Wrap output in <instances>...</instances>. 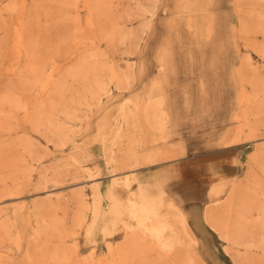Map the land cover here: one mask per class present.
Here are the masks:
<instances>
[{
	"label": "bare ground",
	"instance_id": "bare-ground-1",
	"mask_svg": "<svg viewBox=\"0 0 264 264\" xmlns=\"http://www.w3.org/2000/svg\"><path fill=\"white\" fill-rule=\"evenodd\" d=\"M50 2L54 5L57 19L62 25L71 22L75 26L73 43L83 45L86 38H91L93 27L98 20L109 18L111 9L106 0H10L4 9L12 18L16 17L14 36L11 47L7 49L0 42V181L4 182L2 172L10 170L16 179L20 170L21 149L23 145L22 126L37 120L43 121L52 133L59 138V145L68 146L74 139V129L59 120L54 97L64 98L70 92L69 79L74 81L81 94L72 101L68 109L63 111L65 120L79 121L80 131L90 132L91 115L80 117L82 108L89 112L101 108L105 100L113 98L114 90H132L139 82V74L135 72V65H130L127 72L120 74L115 70V64L107 52L89 50L83 54L78 64L63 68L59 60L64 56L66 44L70 41L49 43L37 39L33 40L27 34L26 25L37 23L35 15L40 4ZM178 5L172 9L167 27L173 34L179 27L184 26V33L189 34L191 44L182 48L197 51L201 58V66L206 76L218 74V60L213 56L224 50V44L217 39L216 0H172ZM40 2V4H39ZM164 0H152L149 7L140 9L144 23L142 34L136 40L135 46L145 42V36L152 31L155 18L163 9ZM264 2V0H259ZM88 12L83 19L80 10ZM76 13L74 16L72 13ZM259 25L264 31V13L258 11ZM28 21L24 23V16ZM95 19L97 20L96 22ZM26 24V25H25ZM116 27V25H115ZM114 27V34L119 35L121 41L129 36L121 29ZM6 29V23L0 18V30ZM110 31V30H109ZM114 34L112 38H114ZM109 38L112 42L113 39ZM44 44L39 48V45ZM220 43V44H219ZM214 47L211 57L207 53ZM175 46L173 42L165 45L157 52V78L150 82L149 89L144 95L128 96L116 109L112 122L107 123L101 133L91 138L88 143H100L108 148V164L113 175L111 183L102 185L94 181L86 190L81 186L76 190L77 208L73 216L72 227L67 226L68 215L59 217L62 209L60 202L39 205L32 211L36 219L33 255L28 256L29 264H129L136 249L142 251L158 248L160 253L178 254V247L187 246L191 260L195 264H207L204 258L197 254L198 239L189 222L188 214L178 205L171 194L168 183L171 172L140 174L136 169L147 165L159 164L169 160L179 159L187 154V149L176 135L174 96L170 90H179L181 86L180 68L175 60ZM27 59L26 81L22 79L21 62ZM108 73V77H104ZM206 79V78H203ZM202 79L203 96L207 94V82ZM23 84L30 89H24ZM185 108L190 111L196 107L193 95L183 97ZM241 113L235 120L241 118ZM87 121V122H86ZM86 122V123H84ZM155 131L151 144L147 142V134ZM129 144L127 153L122 158L118 156L121 144ZM85 143L88 148L89 144ZM234 142L226 143L231 145ZM70 160L83 173L88 181L99 178L100 173L86 169L78 155ZM255 161H264V154L257 155ZM82 179L78 178L75 183ZM234 177H220L210 191V208L206 219L213 230L227 243L225 251L229 253L235 249L236 256H232L235 264H261L264 260L252 256V249L258 247L259 240L253 238L251 225L264 237V209H257L258 218L252 220L247 217L253 215L254 208L236 207L239 198L240 181ZM50 187H54L53 185ZM47 187V188H50ZM165 211V213L163 212ZM16 213V212H15ZM129 217L137 222V229L126 223L118 226L119 220ZM170 221V223H169ZM88 229L90 237H99L106 241L108 254L103 258L96 256L99 247L92 242V252L85 258L74 261L79 254L80 234ZM141 231L138 233L137 231ZM1 236L13 240L17 246L21 245V234L17 231L12 218L0 222ZM123 233V241L113 245L110 241ZM167 233H171L169 240H164ZM237 233V234H236ZM73 241L72 246L68 245ZM56 242V244H53ZM262 240L261 243L262 244ZM243 248L245 251H240ZM138 252V251H137ZM145 252V251H144ZM5 254L0 250V264L4 262ZM106 261V262H105Z\"/></svg>",
	"mask_w": 264,
	"mask_h": 264
},
{
	"label": "rangeland",
	"instance_id": "rangeland-1",
	"mask_svg": "<svg viewBox=\"0 0 264 264\" xmlns=\"http://www.w3.org/2000/svg\"><path fill=\"white\" fill-rule=\"evenodd\" d=\"M10 0H0V18L6 23V29L0 30V42L5 47L10 48L14 36V25L16 17H11L4 12ZM152 0H106L111 12L109 18L103 21L95 19L96 25L91 31V38H86L83 45L73 43L75 36V26L69 22L62 25L57 19V13L52 3L45 2L37 8L35 19L36 24L26 25L27 34H31L34 41L49 43L68 42L65 46L63 57L59 60L63 72L78 64L80 58L89 50H99L107 52L111 56L115 70L123 74L128 71L130 65H135V72L139 74L138 85L132 90H114L113 98L106 99L101 108L89 112L86 107L82 108L80 117L86 114L91 115L89 122L90 132L85 134L80 131L79 121H67L63 116V111L68 109L80 96L81 88L69 79L70 92L64 98L54 97L56 111L59 121L65 125H71L74 129V139L68 146L61 147L59 138L52 133L50 127L37 120L33 121V126L29 123L22 126L23 145L21 149L20 170L16 179L11 175L10 170L2 172L5 176L4 182L0 181V222L9 217L12 218L17 231L21 234V245L17 246L13 240H7L1 236L0 250H3V264H29L28 256L33 255L34 237L36 230V219L32 211L36 206L49 203L48 198L52 197L53 202H60L62 209L56 213L59 217L68 215V228L72 227L73 216L77 208L76 190L81 186L89 189L94 181L111 183L113 175L110 173L108 164V148L100 143L91 142V138L98 136L107 123L112 122L116 114L117 107L128 97L144 95L149 89L150 82L157 78L156 66L157 52L167 45L170 40L173 42L175 50V60L180 68L181 88L170 90L174 96L175 103V130L176 135H180L179 127L182 125L184 138L189 148L188 158L180 161L183 163L184 174H180L171 183L172 193L180 198L182 209L190 210L193 215L190 222L195 236L198 239L196 252L200 254L207 264H235L232 256H236L235 249L227 253L225 247L227 243L213 230L206 219V213L210 206L205 207L198 198L201 195L199 189L202 183L208 181L205 176H200L192 172V161L197 156L209 157L210 159H221L224 155L232 154L238 156V168H219L226 175L233 176L236 181H240L239 198L241 199L236 207H251L255 209L249 219L258 218L257 209H264V161H255L257 155L264 154V31L259 25L258 11L264 13V2L259 0H216L214 11L216 13L215 22L217 24V39L224 44V50L214 55V47L209 48L207 53L209 58L213 55L221 66L220 73L206 76L201 64V58L197 51L183 49L185 44H191L189 34L184 33V26L178 28L173 34L167 27V21L171 17L172 9L178 7L172 0H164L163 9L155 18L152 31L145 36V42L137 48L134 44L142 34L144 23L143 14L140 9L149 7ZM30 3L31 0H28ZM73 16L76 14L72 13ZM83 19H86L88 12L80 10ZM24 23L28 21V15L24 16ZM116 25V27H115ZM117 29H121L129 38L121 41L119 35H115ZM110 30V31H109ZM114 34V38H112ZM109 38H112L111 42ZM219 43V44H220ZM41 44V43H40ZM44 44L39 45V48ZM27 59L23 57L21 70L22 79L26 81ZM108 77V73H104ZM206 78V79H203ZM202 79L207 82V94L203 96L204 88ZM24 89H30L31 86ZM193 95L196 107L190 111L185 108L183 97ZM199 104H206L210 110L196 111ZM241 113V118L235 120V116ZM188 120V121H187ZM185 121V123H183ZM87 122V121H86ZM84 122V123H86ZM215 134L217 146H226V143L234 142L229 146H236L229 150L207 151L202 147L207 145L209 137ZM147 142L151 144L155 136V131L151 130L147 134ZM186 148L184 141L178 139ZM88 143V148L85 147ZM129 144L124 141L118 156L122 158L127 153ZM187 149V148H186ZM78 155L86 169L98 171L99 178L88 181L76 165L72 163L70 157ZM180 172V170H179ZM81 178L80 182L75 180ZM200 184V185H199ZM54 187H50V186ZM50 187V188H47ZM184 205V206H183ZM16 212V213H15ZM165 213V211H163ZM187 213V212H186ZM166 214V213H165ZM191 219V218H190ZM130 224L136 229L138 224L129 217L119 220L118 226ZM170 223V221H169ZM251 233L255 240H259L258 247L252 249V256L264 260V237L259 236L258 229L251 225ZM141 233V231H137ZM88 229L84 230L79 239V254L74 256V261L87 257L92 252L91 244L96 241L99 245L96 248V256L104 259L108 254L106 241L101 242L99 237H90ZM171 233H167L165 241L169 240ZM237 234V233H236ZM123 233L118 234L110 241L113 245L122 243ZM262 240V244L261 243ZM74 242H68L72 246ZM56 244V242H53ZM136 249L131 254L132 261L129 264H195L190 257L189 248L182 246L176 248L178 254L168 252L160 253L158 248H151L148 251ZM240 251L245 249L240 248ZM138 251V252H137ZM106 262V261H105ZM125 264V263H122ZM264 264V261L263 263Z\"/></svg>",
	"mask_w": 264,
	"mask_h": 264
},
{
	"label": "crops",
	"instance_id": "crops-1",
	"mask_svg": "<svg viewBox=\"0 0 264 264\" xmlns=\"http://www.w3.org/2000/svg\"><path fill=\"white\" fill-rule=\"evenodd\" d=\"M200 106H202V108H200L199 106H197V108L195 109L196 111H200V110H210L211 108H208L206 106V104H199ZM188 121V120H187ZM185 123V121L183 122ZM180 132V135H177L175 136L174 140H178V139H182L184 141V144L187 148V154L179 159H176V160H169V161H166V162H163V163H159V164H152V165H147L146 167H141V168H138L136 169V172L137 173H140V174H149V173H158V172H161V171H164V172H171V176H172V179L171 181L168 183V186H169V190L171 192V194L176 198L177 202H178V205L181 204L180 201H183V197H176L173 193H172V190H171V183L177 179V177L180 175V174H184V167H183V163H181L180 161L182 160H185L188 158V154H189V148H188V145L186 144L185 142V139L184 138V132L182 131V125L179 127V130ZM209 137H206L208 139V142H207V145L203 146L202 149L203 150H207V151H223V150H229L233 147H236V146H239V145H236V146H229V147H226V146H217L215 144V140L217 139V136L215 134H213L212 136L208 135ZM237 161H238V156H233L232 154H229V155H224L223 158L221 159H210L209 157H200V156H197L196 159H194L192 161V165H191V170L192 172H196L198 173L200 176H205L206 178H208V181L206 183V181L204 183H202L200 186H203L199 189V191L201 192V195L200 194H197L198 198H200V200L202 201L201 203L207 207V206H210V198H209V191L212 187V185L217 182L219 180L220 177H223V178H231L233 176H230V175H226L225 174V170L223 172L220 171L219 168H224V167H227L229 168L230 170H232V167L234 166V168H238L239 166L237 165ZM180 170V172H179ZM102 183V181H101ZM102 185H104V182L102 183ZM184 206V205H183ZM180 207L182 208V206L180 205ZM190 210H186L188 216H189V222L193 221L192 220V217L193 215L190 214ZM191 218V219H190ZM194 231V230H193ZM195 233V231H194Z\"/></svg>",
	"mask_w": 264,
	"mask_h": 264
}]
</instances>
